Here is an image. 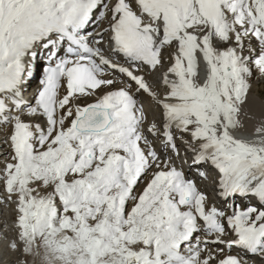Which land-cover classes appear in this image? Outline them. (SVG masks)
Instances as JSON below:
<instances>
[{
	"label": "snow or ice",
	"instance_id": "obj_1",
	"mask_svg": "<svg viewBox=\"0 0 264 264\" xmlns=\"http://www.w3.org/2000/svg\"><path fill=\"white\" fill-rule=\"evenodd\" d=\"M255 83L264 0H0V264H264Z\"/></svg>",
	"mask_w": 264,
	"mask_h": 264
},
{
	"label": "bare ground",
	"instance_id": "obj_2",
	"mask_svg": "<svg viewBox=\"0 0 264 264\" xmlns=\"http://www.w3.org/2000/svg\"><path fill=\"white\" fill-rule=\"evenodd\" d=\"M253 87H254V85H253ZM255 88L256 87L253 88V91L255 90ZM254 92H259V91H254ZM247 138H252L251 130H249ZM14 220H15V213L12 209L0 207V225H3L5 223L7 224L9 237H11L15 234L14 229L12 227ZM3 244H4V241L0 240V247H2Z\"/></svg>",
	"mask_w": 264,
	"mask_h": 264
},
{
	"label": "rangeland",
	"instance_id": "obj_3",
	"mask_svg": "<svg viewBox=\"0 0 264 264\" xmlns=\"http://www.w3.org/2000/svg\"><path fill=\"white\" fill-rule=\"evenodd\" d=\"M253 85L254 87H256L254 91H264V83H255Z\"/></svg>",
	"mask_w": 264,
	"mask_h": 264
}]
</instances>
